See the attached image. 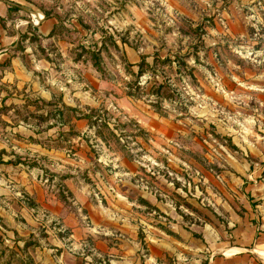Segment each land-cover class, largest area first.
Wrapping results in <instances>:
<instances>
[{
	"label": "rangeland",
	"instance_id": "374dc122",
	"mask_svg": "<svg viewBox=\"0 0 264 264\" xmlns=\"http://www.w3.org/2000/svg\"><path fill=\"white\" fill-rule=\"evenodd\" d=\"M7 2L53 96L0 80V264L203 263L248 224L264 264V0Z\"/></svg>",
	"mask_w": 264,
	"mask_h": 264
},
{
	"label": "crops",
	"instance_id": "0c3cea01",
	"mask_svg": "<svg viewBox=\"0 0 264 264\" xmlns=\"http://www.w3.org/2000/svg\"><path fill=\"white\" fill-rule=\"evenodd\" d=\"M14 5V3H12ZM17 5V4H16ZM19 6V5H17ZM10 5L8 2L5 4L4 7H2V11L0 12V17L7 18L6 13L8 11V8ZM35 16V22L38 21V16ZM16 20V19H14ZM9 20H7L6 26L9 25ZM41 23V22H40ZM43 23V22H42ZM14 26V25H13ZM17 27H12L14 29V34H8V27H3L0 25V29L3 31L0 36V63L3 65V69L0 72V80L9 83L12 82L16 88H24L25 92H29L33 96H38L42 99H50L53 91L52 87V79L49 78V73L39 71L41 72V75L37 71L40 67H44V64L40 62L42 59H39V57H34L35 61L34 66H32V63L29 67L23 62V59L19 56H16L14 58H10L9 52H13L17 44L19 43V39H17V36H20V31L17 30ZM52 27H38V30L46 36L48 31L51 30ZM45 29V30H44ZM21 40V39H20ZM23 43V41H20ZM25 51H22V53H25ZM27 56V55H26ZM32 56V55H30ZM28 57V56H27ZM46 62V61H45ZM48 63V62H46ZM263 162L262 167L259 168L257 171V175L254 179V184L252 185V188L249 190L245 188L246 197L248 198L247 194L249 193V202H252V205L249 204V207L246 205V209L249 208L250 216L254 220L253 222H250V224H253L254 230H257V236L255 239L260 238L262 239V243H264V159L261 160ZM255 172V171H254ZM259 179H256V178ZM86 205H91V203L86 202ZM100 206H105L103 203H100ZM253 207V209H252ZM98 208V207H97ZM249 225V224H248ZM248 225H246L244 232L239 233L238 238V244L236 245H225L218 249L216 253L213 255H210V258L207 259V261L200 263V261L193 257V246H189V250L192 251H183L181 248H178L177 251H175V255L177 256L178 261H176L174 264H246V258L245 253L243 254V251L249 250L251 246V239H254L255 235H253V232H249L251 230V226L248 230ZM259 225V226H258ZM80 229V228H78ZM242 234V235H241ZM243 234H246V238L244 237V241H241L243 238ZM248 234V235H247ZM234 243V242H233ZM238 249L237 251H232L229 254L226 253L227 250L232 249ZM256 252H262L264 254V249H258L255 250ZM187 252V254H186ZM199 256V254H195ZM190 256V257H189ZM205 259V260H206ZM250 264H256V262L249 261ZM67 264V263H63ZM88 264V262L84 263ZM111 264V263H110ZM127 264H135L132 262H128ZM145 264H150L147 261Z\"/></svg>",
	"mask_w": 264,
	"mask_h": 264
},
{
	"label": "built area",
	"instance_id": "2783aa9c",
	"mask_svg": "<svg viewBox=\"0 0 264 264\" xmlns=\"http://www.w3.org/2000/svg\"><path fill=\"white\" fill-rule=\"evenodd\" d=\"M21 21H23V20H21ZM21 21H20V24H21ZM25 22H27V21H25ZM31 22L34 23V24L37 23V22L39 23V21L35 22V16L34 15L31 16ZM20 24L18 23L17 26H19Z\"/></svg>",
	"mask_w": 264,
	"mask_h": 264
},
{
	"label": "trees",
	"instance_id": "16d2710c",
	"mask_svg": "<svg viewBox=\"0 0 264 264\" xmlns=\"http://www.w3.org/2000/svg\"><path fill=\"white\" fill-rule=\"evenodd\" d=\"M143 62H144V60H143Z\"/></svg>",
	"mask_w": 264,
	"mask_h": 264
}]
</instances>
